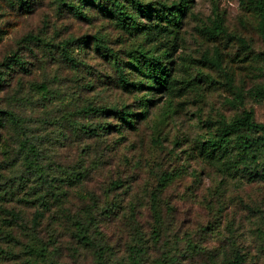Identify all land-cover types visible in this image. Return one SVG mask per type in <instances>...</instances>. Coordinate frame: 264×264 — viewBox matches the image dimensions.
Masks as SVG:
<instances>
[{"label":"rangeland","instance_id":"obj_1","mask_svg":"<svg viewBox=\"0 0 264 264\" xmlns=\"http://www.w3.org/2000/svg\"><path fill=\"white\" fill-rule=\"evenodd\" d=\"M89 1L0 0V264H135L137 249L142 264L164 254L264 264V182L251 174L264 171V153L239 164L235 140L229 156L199 150L244 112L264 124L257 0H188L177 25L120 0L134 29ZM108 49L131 81L142 79L131 65L139 51L163 57L165 93L125 90ZM144 95L156 103L141 108ZM128 111L133 127L120 118ZM87 207L101 260L71 234Z\"/></svg>","mask_w":264,"mask_h":264},{"label":"trees","instance_id":"obj_2","mask_svg":"<svg viewBox=\"0 0 264 264\" xmlns=\"http://www.w3.org/2000/svg\"><path fill=\"white\" fill-rule=\"evenodd\" d=\"M112 2L108 5L107 2H100L98 0H90L89 6H94L100 9L103 14L109 15L119 21L126 29H134L136 27H142L137 23V20L132 15L125 12V7L120 0H108ZM186 5H174L173 7L163 6L162 9L157 7L144 5L139 0H131V4L135 6L138 11L139 17L146 18L156 22L157 20H167L173 25H177L179 22L178 14L183 13L184 9L189 4L186 0ZM74 14L79 18H86V15L81 9H77L75 6L72 7ZM255 12L260 17V32L264 37V0H257L255 4ZM151 34V32L149 33ZM108 56L115 60V67L119 73V80L122 83V87L125 90L142 91V90H153L160 93H165L170 79V70L166 63L163 61V57H158L150 52L139 51L138 56H134V61H131L132 67L135 71L141 73L142 79L139 81H131L124 73L121 65L117 62L116 55L108 49ZM264 56V53H263ZM133 88V89H132ZM256 97L259 100H264V86L259 88L256 92ZM153 101V102H152ZM141 108L148 104L156 103L154 98L144 95L140 100ZM95 109H90L84 112H91ZM110 113V111H107ZM113 114L117 113L112 111ZM136 113L128 111L123 113L120 118L125 126L133 127L134 117ZM9 119L15 124H19L20 119L14 114L9 113ZM235 140V144L239 150L240 161L239 164L246 163L248 161L254 163L259 160V152H264V124L259 123L255 120L252 112H244L241 116L235 118L232 122L226 123L223 127L219 128L218 131L208 138L201 147L199 148L202 155H208L209 157L216 156H229L230 143ZM257 164L258 161H257ZM264 166V163H263ZM251 174L255 176V180L264 182V171L260 172L258 168L251 171ZM83 182L82 180L79 181ZM99 218L96 217L95 209L87 207L82 210L76 218L71 220V225L74 226V230L71 231L73 240L79 244L88 248H98L100 253L98 259L101 260L105 249L102 244H99L98 236L101 241L104 242L102 233L99 231ZM264 238V231L261 232ZM102 252V255H101ZM136 255H133L135 264H142V260L145 256L143 249L134 250ZM182 258L179 254H164L161 258L154 261L153 264H177ZM215 264H244V258L240 255H236L233 259H225L223 262H214Z\"/></svg>","mask_w":264,"mask_h":264}]
</instances>
